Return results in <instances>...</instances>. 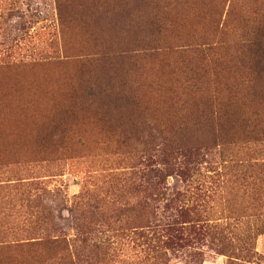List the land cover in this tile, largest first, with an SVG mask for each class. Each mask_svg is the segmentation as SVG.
<instances>
[{
    "label": "rangeland",
    "instance_id": "obj_1",
    "mask_svg": "<svg viewBox=\"0 0 264 264\" xmlns=\"http://www.w3.org/2000/svg\"><path fill=\"white\" fill-rule=\"evenodd\" d=\"M20 72L62 77L63 92L43 125L33 130V146L0 151V262L57 264L58 249L43 240L56 229L70 245H80L78 216L66 211L61 218L57 212L47 216L42 205L55 203L45 197L38 202V185L60 188L69 203H106L101 215L86 217L89 243L103 249L77 252L80 259L264 264V133L239 124L241 117L264 124V0H0V75ZM56 83L51 77L36 79L39 101L27 111L11 99L5 102L0 146L11 129L14 138L24 135L25 122L18 117L37 119L56 94ZM101 89L103 96L117 94V101L99 107L95 98ZM118 94L133 97L124 105ZM204 98L216 99L215 108L220 104L227 115L219 140L204 135L183 141L186 152L201 146L198 158L190 152L189 160L201 164L186 203L201 201L205 224L217 229L192 237L185 247L156 252L153 232L137 233L136 205L120 215L111 204L124 207L141 199L145 194L137 184L145 183L136 176L142 167L168 166L180 141L165 135L167 143L157 145L162 151L153 155L142 152L135 140L127 143L125 131L142 114L180 133L182 126L171 117ZM54 131L61 137L58 147L47 141ZM179 158L164 175L169 187L182 190L186 164ZM150 211L145 210L147 218ZM157 212V220L165 221L168 212Z\"/></svg>",
    "mask_w": 264,
    "mask_h": 264
},
{
    "label": "trees",
    "instance_id": "obj_2",
    "mask_svg": "<svg viewBox=\"0 0 264 264\" xmlns=\"http://www.w3.org/2000/svg\"><path fill=\"white\" fill-rule=\"evenodd\" d=\"M48 77L55 78L57 80L55 86L57 87V90L56 94L52 96L53 99H49L43 104L41 114L37 117V119L28 121L25 118L18 117V119L25 122L24 135L20 138H14L15 129H11L10 133L5 137V145L0 146V151H11L15 148L21 149L27 147L28 145L33 146L35 142L33 130L36 128L39 129L40 126L43 125L44 121L48 117L46 115L47 111H51L55 108V106H57L56 103L60 97L62 98L63 92V90H61L62 77H52L48 73H34L28 75L24 72H20L8 76L0 75V82L5 80L10 81V85H0V108L4 107L5 102H8V100L11 99V102H15L21 111H27L32 104L39 101V97L37 98L35 96V80ZM20 82L21 84L19 85ZM25 84H27V86ZM192 87H194L193 84ZM105 92L106 91L104 89H101L100 93L97 94L98 97L95 98L96 102L99 103V107L109 106L117 101V94L114 96V92H112L103 96ZM118 95L121 99H123L124 105L129 103L133 97L131 94ZM199 100L200 99L193 100L189 109L180 110V116L179 113L178 116L171 117L180 125V128L182 126L180 133L179 129L178 131L171 132L161 126H158L157 123L149 120L148 117H144L142 114L136 115L133 122H131L132 126L128 127L127 131L124 130L125 141L127 143L130 140H135L136 145H140L142 152L148 154L152 153L153 155H156V151L157 154L160 150L162 151V149L156 148L157 145L162 146L163 143H167L166 138L164 139L165 135H167V137H177L180 141V143L177 144V147L174 148V154H176V157H174L173 161L169 163L168 166L164 164L162 169L148 166L142 167L140 176H136V178L145 183L144 185L141 182L137 184V186L141 188L140 191L145 194L141 199H136V203L134 205L126 202L123 204L124 207L113 203L111 204L114 206L113 210L118 212L120 215L121 210H133L132 208L136 205V229H140V231H136L141 236L144 235V232L142 233L141 229L153 232L150 233V240L154 242L152 243V248H154L156 252L159 249L170 250L178 247H185L189 245V241L192 237L196 238L203 232H213L217 229L215 225L205 224L204 219L200 214L202 211L200 210L201 201H195L190 205L186 203V201L188 202V187L192 184L194 179L192 178L194 177L192 175L197 171L199 167L198 164H201L199 161L189 160L191 155L190 152H195V156L198 158L200 155L198 154V150L201 149V146L198 148L193 147L194 150L192 148V150L186 152L184 151L185 146L183 143L192 141L193 138L199 141L204 135L209 137V139L213 142L219 140V132L223 124L224 115H227V112H225L224 115L221 113L220 104L217 105L219 108H215L217 104L216 99L204 98L203 102H200ZM72 113L73 110L64 115L71 116ZM256 121L257 120L255 119L249 120L245 117H241L239 124L245 128L250 127L251 132H254L252 129L261 127L255 132L264 133V124ZM111 133H114L115 135V130L112 129ZM56 136H58V134L55 131L52 134L46 135L47 141L51 142L53 147H58L62 143L61 137L56 138ZM178 158L179 161L186 164V174L182 179V183H187V187L182 190H177L180 186L170 185L171 187H169L166 178L167 176L164 175L166 167L177 166ZM35 190L37 193L34 196L38 199L39 203L43 202L44 197L55 203L54 206L47 203L42 205V208L47 216L55 217L57 212V217L61 218L63 211L72 215L76 214L78 216L77 218L79 221L77 227L75 228L76 237L80 241L78 249L74 245L69 244L66 240V234L61 229L52 231L53 237L51 238L50 235H48L49 233L44 234L45 236L43 240L45 241V244L54 249H58L55 251V262L57 264H97L98 262H102V260H100L101 257L96 260L98 262L93 263L84 258L80 259L77 256V252L95 251L98 253L101 248L103 249V247L89 243L91 223L86 221V217H89L90 214L93 216L101 215L102 207L106 206V203H101L100 200H94V202L91 203L85 200L72 201L69 203L66 194H64L60 188L48 191L46 188L36 185ZM28 192L31 191L29 190ZM198 197H201V194H198ZM150 208L151 218H147L145 210H150ZM160 208H162L163 212H168V214L164 217L165 221H162V219L157 220V211ZM7 260H1L0 264H16L14 261Z\"/></svg>",
    "mask_w": 264,
    "mask_h": 264
}]
</instances>
